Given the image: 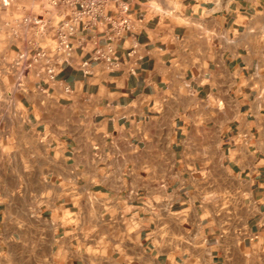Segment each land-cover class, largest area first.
I'll list each match as a JSON object with an SVG mask.
<instances>
[{"label": "crops", "instance_id": "0c3cea01", "mask_svg": "<svg viewBox=\"0 0 264 264\" xmlns=\"http://www.w3.org/2000/svg\"><path fill=\"white\" fill-rule=\"evenodd\" d=\"M127 1L115 66L21 93L0 0V264H264V0Z\"/></svg>", "mask_w": 264, "mask_h": 264}, {"label": "built area", "instance_id": "2783aa9c", "mask_svg": "<svg viewBox=\"0 0 264 264\" xmlns=\"http://www.w3.org/2000/svg\"><path fill=\"white\" fill-rule=\"evenodd\" d=\"M1 1L25 11L14 32L21 47L12 65V91L25 93L30 82L58 83L67 65L87 76L100 64L115 66L117 49L134 31L127 0ZM24 1L28 7L20 5Z\"/></svg>", "mask_w": 264, "mask_h": 264}]
</instances>
